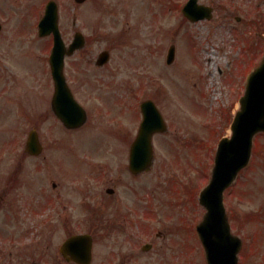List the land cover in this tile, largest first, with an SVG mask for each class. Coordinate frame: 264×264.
<instances>
[{
    "label": "rangeland",
    "instance_id": "obj_1",
    "mask_svg": "<svg viewBox=\"0 0 264 264\" xmlns=\"http://www.w3.org/2000/svg\"><path fill=\"white\" fill-rule=\"evenodd\" d=\"M47 1L49 0H0V21L5 28L10 30L21 27L19 31L28 33L18 39L16 53L20 57H0V61L3 58L9 64L13 60L20 59L21 71H30L37 75L38 91L32 89L28 93L24 91L21 96L36 106L40 118L46 114L49 82L45 72L44 57L38 56L43 52L42 46L37 41L35 24L41 17ZM54 1L59 7L60 29L65 39H70L72 31L75 30L82 32L87 39L86 46L75 55L82 60L81 65L77 69L68 67L67 71L71 85L76 88L80 99L92 113L88 125L71 133H66L58 122L55 123L49 117L34 123L49 155L55 156L56 172L62 171L68 176L103 172L104 167L108 166L101 162L109 161L105 159L108 152L114 148V143L109 138L117 135L122 141L128 140L140 118L136 97L142 100L150 98L165 114L167 134L171 135L167 136V139L164 136H157L154 139L158 164L150 178L155 180L163 176L160 167L164 160L163 150L167 151L171 148L174 159L171 160L167 156L169 159L165 160L164 166L168 177L177 184L178 180L172 178L174 175L171 169L175 170L182 165V153L176 145L169 146V139H173L175 124H179L181 132L177 143L180 146L185 147L193 137L190 142L193 150L183 151V167L193 165L194 168L198 162L197 177L195 178V172L191 169L187 172L188 176H185L189 180L196 181L189 183L188 189L190 193L195 191L197 193L210 178L214 147L218 139L230 134V122L229 119L227 121L223 119V112L228 114L229 109L233 112L238 109L236 100L241 95L248 75L261 60V57H255L258 41L254 36L260 40L261 37L264 38V24L261 26L262 32L257 31L251 25L253 18L250 14L256 2L258 5L256 11H259V15L262 14L264 19V0H199L203 4L214 3L216 16L212 21H203L196 25L179 21L180 15L172 9L167 14L165 25L174 31L166 37V41L164 37L155 40L150 37V14L146 9L135 8L139 3L138 0H87L82 4H76L74 0ZM155 6L157 7L155 15H159V0L154 1L152 10ZM236 17H240L241 22L236 21ZM157 21H160V17L155 19L151 16V24ZM184 30L185 33L190 30L192 34L182 35ZM220 30L231 34L223 44H219L214 35L215 31ZM235 31H239L241 35ZM207 32L210 33L208 38L204 37ZM192 39L196 43L195 46ZM169 40L177 46L175 62L168 67L164 60L169 47L166 44ZM0 43L3 44V34L0 35ZM217 44L220 45L219 50ZM1 49L2 47L0 53H3ZM103 50L110 52V60L105 67L97 68L94 61ZM198 57L203 64V70L198 64ZM217 66H220L219 72L223 77V79L220 77L222 95L218 107L211 102L209 83V80L215 76L214 72L216 74ZM201 72L204 73V79L200 76ZM136 84L143 90L134 96L127 90H122L128 97L134 98L131 103L126 104L121 99V102L116 104L113 98L116 99L117 95L102 93L103 103L95 106L100 102L98 94L106 91L108 87H135ZM0 98H2L0 108H3L8 102V97H3L2 77H0ZM213 119L217 121L216 124ZM17 126L24 132L30 129L32 123L23 121ZM1 132L3 134V126L0 123V142L2 141L3 145ZM5 132L13 133L9 123ZM256 140L255 144L257 142L264 144V134L259 135ZM63 149L68 154L64 153ZM119 152L123 153V150ZM1 160L0 172L3 171ZM84 182L92 183L94 187L100 186L101 183L94 175L92 179L81 177L67 180L65 186L73 188ZM0 184H2L1 179ZM172 189L175 192L173 187ZM67 197L72 202V207L76 208L78 197L73 189ZM171 198V194L163 193L161 187L156 194L155 192L151 194L153 202L150 203L148 213L143 219L148 221L146 230L149 237L147 234L141 235L142 225L128 237L123 228L120 231L113 228L108 216H105L103 221H97L92 219L90 211L82 215L78 212L73 214L72 230L93 235L92 264H119L121 261L122 264H206L196 234V224L201 221L204 209L191 201L188 207L181 210L175 199H172L170 209ZM224 203L227 215L229 213L231 215L232 232L242 239L243 248L245 240L250 247L247 252L239 256V264H264V155L252 156L249 165L239 173L235 183L225 192ZM185 204L187 203L182 206ZM108 213H111V210ZM80 216L82 225L78 226L77 220ZM251 216L254 218H250ZM2 221L3 209L0 205V227ZM94 228L96 229L93 230ZM58 229L63 230V227L60 226ZM157 233H160L158 238ZM61 235L64 237L65 234ZM152 238L155 241L154 250L142 252L141 245ZM59 240L60 238L56 237L55 241ZM246 245L245 243V247ZM1 261L0 251V264Z\"/></svg>",
    "mask_w": 264,
    "mask_h": 264
},
{
    "label": "flooded vegetation",
    "instance_id": "obj_2",
    "mask_svg": "<svg viewBox=\"0 0 264 264\" xmlns=\"http://www.w3.org/2000/svg\"><path fill=\"white\" fill-rule=\"evenodd\" d=\"M187 1L174 0L172 7L182 13ZM209 7L213 9V17L209 20L212 21L216 16V7L214 3ZM257 7L255 2L253 12L250 14L253 18L251 25L257 31L262 32L263 15H259V11H256L258 10ZM231 12L234 11L231 10ZM235 20L241 22L240 17H236ZM180 21L189 25L198 24H193L183 16ZM19 28L21 27L8 30L3 22H0V35L3 34V44L0 43L3 53H0V57H20L16 53L18 39L26 36L27 32H21ZM254 38L258 41L255 57H263L264 38L261 37V40L257 36ZM39 41L43 42V50L46 52L43 57L45 72L49 75L46 99L48 106L46 114L45 116L42 115V118H40L36 106L21 96L24 91H26L25 93L30 92L31 89L35 92L38 91L35 73L21 71L20 59L13 60L9 64L3 58L0 61L3 97H8V102L3 105V108H0V123L3 126V134L1 132L3 145L2 141L0 142V159L3 163V171L0 172V179L2 180L0 205L3 209V221L0 227L1 264H75L66 260L60 252L63 243L73 236L89 234L80 230H72L75 212L82 215V213L87 214L90 211L92 219L97 221H103L104 217L108 216L113 228L118 231L123 228L128 237L142 225L141 235L147 234L149 237L150 235L146 230L148 221H143V219L148 213L150 203L153 202L151 194L154 192L156 194V191L160 189L155 182L161 176L151 180L152 172L136 174L129 168L131 147L138 135L139 122L136 123L128 140L122 141L117 135L109 138L114 143V148L108 152L107 159H105L109 161L101 162L108 167H104V171L99 174L88 175L85 173L68 176L62 171L57 173L55 156L49 155L39 133L37 136L43 149L34 152L26 151V142L30 137V131L35 129L34 123L36 121H42L47 116L56 122V115L52 109L55 86L48 63L53 38L47 36L40 38ZM69 63L70 60L67 59L66 68L73 67ZM71 91L77 98L79 92L74 87H71ZM23 121L32 123L28 131L22 132L21 127L17 126ZM8 123L9 128L13 131L12 134L5 132ZM180 132V126L175 124L174 137L172 140L169 139V146L179 145L177 139H179ZM157 136L166 138L171 135L167 133L156 134L153 138L155 139ZM192 139L193 137L190 142ZM190 142L185 146V150H193ZM119 150H123V153H120ZM64 153L68 154L66 150ZM94 175L96 179L100 180V186L94 187V184L87 182L75 185L73 188L65 186L67 180L81 177L92 179ZM71 189L78 197L76 208L72 207V202L67 197L71 194ZM169 193L172 196L171 200L183 197L182 191L174 187L173 183L170 184ZM109 210L111 213H108ZM77 225H82L81 216L77 220ZM60 226L63 227V230L58 229ZM57 233L60 234L57 235ZM63 233L65 234L64 237L61 235ZM91 236L93 238V235ZM156 236H160V233ZM56 237L60 238L58 242L55 241ZM92 241L94 246V238ZM145 243L150 246L145 248ZM145 243L140 247L142 252L154 250L155 241L148 240ZM119 264H122V261Z\"/></svg>",
    "mask_w": 264,
    "mask_h": 264
},
{
    "label": "water",
    "instance_id": "obj_3",
    "mask_svg": "<svg viewBox=\"0 0 264 264\" xmlns=\"http://www.w3.org/2000/svg\"><path fill=\"white\" fill-rule=\"evenodd\" d=\"M82 3L84 0H75ZM39 36L53 33L54 48L50 57L53 76L57 87V94L67 92L63 77L62 65L66 50L61 41L58 29V8L54 1L47 3L44 16L39 22ZM83 37L76 34L74 42L69 47L67 54L74 49L82 47ZM108 53L99 55L97 64L102 65L108 60ZM168 62L173 59V51L169 53ZM143 123L141 134L151 133L154 122L159 114L155 108L147 105L142 106ZM59 116L67 126H76V121H71L73 115L68 118L61 113ZM230 138H222L218 144L214 159V167L208 185L200 193V205L206 210L202 222L197 227V232L205 250L207 264H237V254L241 242L230 233L229 224L223 206V192L234 182L238 172L244 168L250 158L252 139L258 132H264V62L248 78L244 96L240 99V109L235 114L231 123ZM148 137V136H147ZM32 144V140H30ZM146 149H150V138ZM151 157L150 150L142 155L146 163ZM135 159V158H134ZM136 160V159H135ZM137 161V160H136ZM86 238V239H85ZM74 237L63 247L64 254L70 253L72 258L81 264H89L91 260L90 237Z\"/></svg>",
    "mask_w": 264,
    "mask_h": 264
},
{
    "label": "bare ground",
    "instance_id": "obj_4",
    "mask_svg": "<svg viewBox=\"0 0 264 264\" xmlns=\"http://www.w3.org/2000/svg\"><path fill=\"white\" fill-rule=\"evenodd\" d=\"M211 59V58H210ZM211 61V60H210Z\"/></svg>",
    "mask_w": 264,
    "mask_h": 264
}]
</instances>
